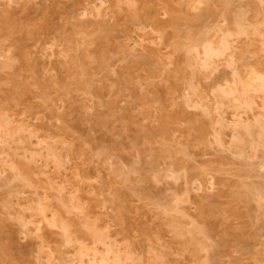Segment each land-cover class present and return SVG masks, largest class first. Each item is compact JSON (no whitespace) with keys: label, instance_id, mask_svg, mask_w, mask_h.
Instances as JSON below:
<instances>
[{"label":"rangeland","instance_id":"374dc122","mask_svg":"<svg viewBox=\"0 0 264 264\" xmlns=\"http://www.w3.org/2000/svg\"><path fill=\"white\" fill-rule=\"evenodd\" d=\"M262 79L264 0H0V264H264Z\"/></svg>","mask_w":264,"mask_h":264},{"label":"bare ground","instance_id":"6f19581e","mask_svg":"<svg viewBox=\"0 0 264 264\" xmlns=\"http://www.w3.org/2000/svg\"><path fill=\"white\" fill-rule=\"evenodd\" d=\"M44 9H45V8H44ZM43 11H44V10H43ZM48 11H49V10H48ZM44 12H45V11H44ZM46 12H47V11H46ZM5 15H6V14H5ZM24 15H25V14H23V16H24ZM48 15H49V14H48ZM48 15H45V16H48ZM10 16H11V15H10ZM8 18H9V17H8ZM11 18H13V17H11ZM44 18H45V17H44ZM46 19H47V17H46ZM8 20H10V19H8ZM11 21H13V19H11ZM171 22H172V20H169V21H168V23H171ZM43 24H44V23H43ZM41 25H42V24H41ZM44 25H45V24H44ZM42 27H43V26H42ZM44 28H45V27H44ZM102 28H103V27H102ZM41 29H42V28H41ZM46 29H47V28H46ZM100 29H101V28H100ZM45 31H46V30H45ZM96 31H97V30H96ZM99 31H100V30H99ZM41 32H42V31H41ZM24 42H25V41H24ZM21 44H22V43H21ZM21 44H20V45H21ZM25 44H26V43H25ZM24 48H25V47H24ZM145 58H146V57H145ZM148 58H149V57H148ZM141 60L144 61L145 59L143 58V59H141ZM146 60H147V58H146ZM146 60H145V61H146ZM137 61H138V62H142V61H140V60H137ZM137 61H136L135 63H138ZM145 61H144V63H146ZM25 66H26V65H25ZM29 67H30V66H29ZM30 70H31V69H30ZM34 72H35V71H34ZM262 80H263V82H262L261 85H262V87H264V79H262ZM236 119H237V118H236ZM237 123H240V121L237 122ZM247 129H249V128H247ZM237 131H238V130H237ZM202 231H203V229H202ZM115 256H116V255H115ZM119 256H120V255H119ZM120 257H121V256H120ZM105 259H106V258H105ZM105 259H104V260H105ZM117 259H119V258H117ZM121 259H122V257H121ZM121 259H120V260H121ZM102 260H103V259H102ZM122 260H123V259H122ZM105 261H106V260H105Z\"/></svg>","mask_w":264,"mask_h":264}]
</instances>
